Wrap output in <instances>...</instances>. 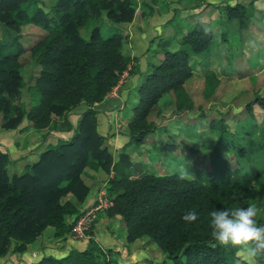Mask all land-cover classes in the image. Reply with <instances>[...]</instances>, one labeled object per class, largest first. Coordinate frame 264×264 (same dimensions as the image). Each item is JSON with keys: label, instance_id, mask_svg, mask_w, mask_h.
Here are the masks:
<instances>
[{"label": "trees", "instance_id": "trees-1", "mask_svg": "<svg viewBox=\"0 0 264 264\" xmlns=\"http://www.w3.org/2000/svg\"><path fill=\"white\" fill-rule=\"evenodd\" d=\"M255 1L221 7L226 20L235 22L241 35L240 45L247 36L251 44L258 45L255 36L248 34L251 25L264 20V10L257 8ZM39 3V0H0V127L11 129L24 120L32 129H44L79 105L85 108L73 128L64 123L67 130L72 129L71 137L47 145L34 162L23 166L22 172L11 171L6 154L0 151V257L9 252H22L46 228L58 240L66 237L78 213L77 204L89 192L79 175L85 165H90L105 173L111 172L105 184L107 206L103 211L107 217L117 216L122 220L127 243L146 236L171 264H235L239 248L221 247L211 238L208 213L246 207L252 197L245 185L248 177L226 180L227 175L221 169L204 175L203 180L177 173L130 177L127 155L119 153L113 160L102 144L103 135L97 129L95 110L91 106L103 101L126 69L125 41L119 32L102 37L97 25L92 26L86 39L80 36L79 29L95 22L101 11L111 23L129 22L133 15L132 0ZM24 23L46 30L27 47L18 40L19 27ZM214 39L212 31L197 19L181 34L174 50L160 52L158 63L150 65L143 81L136 86V101L123 130L127 138L125 145H137L153 131L154 123L148 115L164 94L172 97L175 111L192 109L189 82L198 76L190 66V59L209 52ZM25 50L36 66L32 83L28 84L20 72L23 63L19 57ZM261 51L262 57L252 62ZM263 57L264 49L257 46L246 60L247 66L251 63L249 68L260 70L264 66ZM235 68L231 65V79L241 74L253 75L251 69L239 73ZM200 78L206 96L220 82L209 69ZM24 86H27L26 97L22 93ZM254 105L264 114V93L255 92L244 105L249 117L253 115ZM208 124L219 136L224 132L220 121ZM212 158L213 164L219 161L217 154ZM66 195L73 201L67 200ZM191 210L197 212L198 219L192 223L182 220L184 213ZM259 224L264 225V216ZM256 259L263 263L264 255L258 254ZM103 260L102 250L89 239L83 250L69 248L60 257L45 255L34 263L24 264H104ZM142 261L168 264L165 260ZM239 264L246 263L239 261Z\"/></svg>", "mask_w": 264, "mask_h": 264}, {"label": "rangeland", "instance_id": "rangeland-1", "mask_svg": "<svg viewBox=\"0 0 264 264\" xmlns=\"http://www.w3.org/2000/svg\"><path fill=\"white\" fill-rule=\"evenodd\" d=\"M39 1L43 5H48L52 0ZM242 1L245 0H132L133 15L129 22L111 23L104 11H101L95 18V22H88L79 29L80 36L85 39L93 25L99 27L102 37L112 32H119L124 36L123 53L126 69L119 77V85L125 82L131 85L132 82V84L137 83V86L142 82L150 68L145 65L146 58L154 56V64L158 63L156 58L160 52L165 49L174 50L181 34L197 19L206 29L211 30L215 37L214 45L209 52L190 59V66L198 76L189 82L193 100L192 109L175 111L171 104L172 97L164 94L149 112L148 118L153 121L154 129L144 137L141 143L125 145L127 139L122 142L120 135L130 118L131 106L136 101V87L130 89L127 101L120 110L116 107L107 108L99 103L91 106L95 110L97 129L103 135V146L113 160L119 153L127 155L130 163L127 171L130 177H138L144 173H177L185 178L203 180L204 175L221 169L227 175L226 180L230 178L236 180L240 176L248 177L245 185L251 191L252 197L249 204L255 202L264 206V114L256 105L253 106L251 117L243 109L255 92L264 93V66L257 71L249 68L252 64L249 63L248 67L246 62L257 50V46L264 49V20L251 25L248 32L255 36L258 45L251 44L248 36L240 45L238 39L241 35L238 33L235 22L227 21L221 10L225 4L233 5ZM254 4L257 8L264 10V0H256ZM53 26L54 24H50V27ZM18 32L19 42L23 47H27L44 35L46 30L32 23H24L19 27ZM220 36L224 39L221 40ZM27 55L25 50L19 60L23 63L20 72L27 79L28 84L32 83L31 76L35 74L36 66ZM258 55L259 57L255 56L251 61L255 62L262 57V51ZM229 62H231L230 65ZM231 65L233 68H235L233 65H236L235 70L239 73H246L247 69H251L250 74H253L255 78L253 75L235 74L238 78L231 79L229 76ZM208 69L215 73L220 82L213 92H209L206 96L202 92L203 81L200 77ZM136 72L140 76L133 75ZM26 87L22 89L24 97L27 95ZM73 111H69L65 117L53 120L42 129V132L31 129L24 120L11 129L0 127V145L9 143L7 145L12 146L16 151L14 157L9 150L2 151L8 158L7 167L15 173L22 172L23 166L34 162L39 152L45 150L47 145L63 140L60 137L69 139L72 129L67 130L64 123H68L73 128L81 113L79 109ZM211 121L221 122L224 129L221 136L214 128L209 127L208 122ZM64 132L67 133L66 136H57L58 133L63 135ZM32 144L34 145L32 149L38 150L34 158L28 155ZM25 148L28 150L23 154L21 150ZM240 151H242L241 154H239ZM215 154L219 161H214L213 164L212 155ZM25 161H27L26 164ZM104 173L103 170L95 169L90 165H85L81 169L79 176L91 190L89 193L92 199L89 202L83 200L81 204H77L76 216L91 207L92 203L96 202L95 199L107 201L105 184L111 172ZM66 199L73 201L70 195H66ZM100 212L101 210H97L94 213L88 237L73 238L69 232L66 237L84 240L86 248L88 240H94L92 227ZM263 216L264 214L258 215V223ZM71 217L69 216V219ZM120 221L119 219L112 220L110 223L108 221V228L112 229L111 231L114 230V233L118 232L115 228L117 226L122 228L123 222L120 224ZM46 231L44 230V233L47 234ZM144 237L138 241L133 240L134 245L130 244L131 242H125L127 245L123 244L122 248L116 251L112 248L105 249L97 244L104 255L103 263L146 264L142 260L148 259L156 263L165 260L166 263L171 264L156 245L149 238ZM235 256L237 258L235 264H239V261L248 264V258L241 249L236 251ZM257 264H264V262L257 261Z\"/></svg>", "mask_w": 264, "mask_h": 264}, {"label": "crops", "instance_id": "crops-1", "mask_svg": "<svg viewBox=\"0 0 264 264\" xmlns=\"http://www.w3.org/2000/svg\"><path fill=\"white\" fill-rule=\"evenodd\" d=\"M156 58V57H155ZM159 60V56L157 58ZM154 56L146 58V66H150L151 64H154ZM137 73V72H136ZM134 73L133 75H136L137 77L140 76L139 73ZM135 76V77H136ZM126 81V80H125ZM137 84V83H136ZM136 84L127 85V82L117 85L107 94V96L103 99V101L99 102L100 105L110 108V107H116L118 110L120 108L124 107L125 101H127L128 93L130 92V89H134L136 87ZM115 89V91H114ZM114 91V92H113ZM85 108L84 105H79L73 110H80V112ZM73 110H70L73 111ZM74 112V111H73ZM131 117V114H130ZM130 119V118H129ZM27 124V123H26ZM28 126V124H27ZM29 127V126H28ZM32 129V128H31ZM36 131V129H34ZM40 132H42V129H39ZM57 136H66V132H64L63 135L61 133H58ZM121 138L122 142L125 141L126 136L123 132H121ZM62 139H65L66 137H60ZM9 144V143H7ZM6 143H3L0 145V151L9 150L12 152V156H15V149L12 146L7 145ZM34 145H30L28 155H31L32 158H34L38 152V150H33ZM28 148L22 149L21 152L24 154ZM27 153V152H26ZM20 154V155H23ZM27 155V156H28ZM22 158V157H21ZM27 161H25V164ZM105 174V173H104ZM89 192L91 190L89 189ZM88 192L87 197L85 200L89 202L92 197L90 196V193ZM95 195H93L94 197ZM94 200V199H93ZM96 200V199H95ZM95 203V202H93ZM92 203V204H93ZM117 219L121 220L119 217H107L103 210H101L100 215H97L96 221L94 222V226L92 227V234H94V241L101 247H104L105 249L112 248L113 250H118L119 248H122V245H127L124 239V226L122 223V220L120 221V224L122 223V228L117 226L115 228L118 232L114 233L115 231H111L112 229L108 228L107 222L109 223ZM113 226V224H110ZM44 230H47V234L44 233V231L39 234L37 237H35L32 241L27 243L25 245V248L22 252H15V253H7L6 255L0 257V264H24V263H34L38 261L41 257L45 255H51L54 257H60L62 256L66 251H68L69 248H74L78 251L83 250L85 248V241L84 240H73L68 237H64L62 240H58L54 237H52V230L50 228H46ZM51 235V236H50ZM145 238L144 236L135 239V241L141 240ZM133 242V243H132ZM130 244L134 245L135 242L132 241ZM127 248V247H125ZM131 248V247H129Z\"/></svg>", "mask_w": 264, "mask_h": 264}, {"label": "clouds", "instance_id": "clouds-1", "mask_svg": "<svg viewBox=\"0 0 264 264\" xmlns=\"http://www.w3.org/2000/svg\"><path fill=\"white\" fill-rule=\"evenodd\" d=\"M264 214V206L253 202L246 207L216 209L208 213L211 238L221 247L241 249L248 264H257L258 254H264V225L257 217ZM182 220L192 223L198 219L196 211H186Z\"/></svg>", "mask_w": 264, "mask_h": 264}, {"label": "built area", "instance_id": "built-area-1", "mask_svg": "<svg viewBox=\"0 0 264 264\" xmlns=\"http://www.w3.org/2000/svg\"><path fill=\"white\" fill-rule=\"evenodd\" d=\"M107 206L106 200L96 199V202L91 205L88 209L82 211L74 219L72 226L70 227L69 234L73 238L88 237L90 232V224L93 220L94 213L97 210H103Z\"/></svg>", "mask_w": 264, "mask_h": 264}]
</instances>
